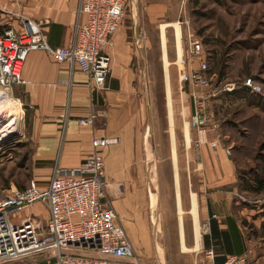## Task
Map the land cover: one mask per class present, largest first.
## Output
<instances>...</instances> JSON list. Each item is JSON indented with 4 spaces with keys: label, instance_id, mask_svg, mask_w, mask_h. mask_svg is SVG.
<instances>
[{
    "label": "rangeland",
    "instance_id": "rangeland-1",
    "mask_svg": "<svg viewBox=\"0 0 264 264\" xmlns=\"http://www.w3.org/2000/svg\"><path fill=\"white\" fill-rule=\"evenodd\" d=\"M4 2L0 1V8ZM151 3L161 7L162 13L154 24H145L144 43L141 44L143 61L136 59L134 66L138 75L143 71L142 79L138 78L134 87L140 107L143 99L145 115L135 131L131 162L127 169L117 171V177H106L108 186L104 194L105 200L114 206L117 221L134 252L135 258L127 260L126 264L213 262L206 255L201 230V245L197 251L182 252L179 245L167 91L172 100L174 157L178 190L185 212L182 222L186 246H194L193 222L188 211L192 195L201 184L199 175L205 169L201 152H212L207 143L198 142L197 132L188 125L192 104L190 94L205 97L215 94L216 97L207 99L223 136L219 150L223 145L231 147L229 159L237 165L239 185L249 190L237 199L248 210L257 212L256 217L250 216L252 219H262L259 229L250 223L245 230L246 235L253 237L247 263L264 264V192L256 194L246 185L250 180L248 173L261 175L264 167V149H260L264 143V0H152ZM15 14L27 18L22 12L21 2ZM14 22L19 23V17L6 16L0 11L1 30ZM163 24L167 26L165 44L161 47L160 27ZM174 24L179 27L181 59L186 62L185 69L182 63V69L176 64V35L171 26ZM189 33L202 43V58L208 65L207 74L211 78L210 87L205 91L191 90L180 82L183 72L197 65L196 60L188 61L186 36ZM164 55L169 63L167 76L162 62ZM249 79L262 87V94L250 93L243 87ZM227 86H233L232 92L224 91ZM16 88L7 89L13 100L10 108L16 111L11 119L17 118L18 123L8 137L0 141L1 193L12 187L22 190L31 181H36L32 175L29 112ZM185 125L190 134L188 148L184 141ZM111 189L114 190L112 196L108 195ZM31 213L35 217L44 216L41 206H35Z\"/></svg>",
    "mask_w": 264,
    "mask_h": 264
},
{
    "label": "crops",
    "instance_id": "crops-1",
    "mask_svg": "<svg viewBox=\"0 0 264 264\" xmlns=\"http://www.w3.org/2000/svg\"><path fill=\"white\" fill-rule=\"evenodd\" d=\"M4 1V0H0ZM23 14L30 20L41 24L48 44L53 48H67L74 38V28L83 17L78 15L80 0H19ZM152 0H133L126 10L118 30L114 33L109 46L103 52L111 59V67L105 88L93 87L90 78L76 66L66 62H57L45 52H32L28 55L23 69V85L16 86L17 93L29 112V138L33 145L32 175L43 185L55 169H73L93 155L104 161L106 177H117L118 170L127 169L133 157V138L144 119V102L141 107L136 99L134 82L142 79L138 75L135 60L143 61L141 44L144 43L145 24H154L162 13ZM13 26H17L14 22ZM160 27L161 47L165 44V27ZM174 27L177 43V62L182 69L179 44V27ZM163 58V57H162ZM166 76L169 65L166 56L162 60ZM168 84V81L166 82ZM167 116L169 133L172 139L173 177L175 185L176 215L178 221L179 245L182 252L195 249V226H199L205 238L204 249H212L214 256L221 258L231 255H242L252 250L253 237L246 235L250 223L260 228L261 220L254 210H248L237 199L248 193L241 188L237 165L233 159L220 149L217 155L210 150L201 152L204 170L199 175L201 184L192 195L188 214L192 218L194 246L188 248L185 242L183 211L178 190L176 169L172 100L167 91ZM191 112V109H190ZM94 115L91 125L80 126L78 121ZM148 117V116H147ZM189 133L185 125L184 141L186 147ZM190 136V134H189ZM143 138V133L140 134ZM198 142L206 144L212 134ZM112 196L114 190H108ZM196 196V199H195ZM197 206V218L191 213L192 200ZM197 200V202H196ZM155 203V202H154ZM41 206L44 216L39 218L46 222L48 211L45 206L35 204L12 218L13 222L34 216L31 210ZM258 206H256L257 208ZM114 208V206H113ZM254 213V214H250ZM251 219V220H250ZM155 225V224H154ZM157 232V226H156ZM201 236V234H200ZM121 260L120 264H126ZM13 264V263H7ZM213 264V262H212Z\"/></svg>",
    "mask_w": 264,
    "mask_h": 264
},
{
    "label": "built area",
    "instance_id": "built-area-1",
    "mask_svg": "<svg viewBox=\"0 0 264 264\" xmlns=\"http://www.w3.org/2000/svg\"><path fill=\"white\" fill-rule=\"evenodd\" d=\"M132 2L80 0L78 15L83 21L75 25L71 46L53 48L48 44L41 24L15 14L20 1L5 0L0 11L6 16L19 17V23L6 26L0 33V86L11 89L23 85L24 63L30 53L40 51L57 62L76 66L90 78L93 87L105 88L112 59L103 50L110 45ZM186 37L188 61L196 60L197 65L183 72L180 82L191 90L205 91L210 87L211 78L202 58V43L191 33ZM185 63L182 60L183 69ZM243 87L253 94L263 93L262 87L250 79ZM232 90L233 86L224 89L226 92ZM190 97L188 125L197 132L199 141L206 138V133L212 134L205 143L217 155L223 136L207 99L216 96L191 93ZM94 118L91 115L79 120L78 124L89 126ZM222 150L227 156L231 155L230 146L223 145ZM107 186L104 161L93 155L76 168L55 169L43 185L31 181L22 190L12 187L0 192V264H120L121 260L134 259L117 214L105 200ZM35 204L46 207V222L35 216L13 222L14 216ZM205 252L213 259L212 249ZM248 254L227 256L223 264H248Z\"/></svg>",
    "mask_w": 264,
    "mask_h": 264
},
{
    "label": "bare ground",
    "instance_id": "bare-ground-1",
    "mask_svg": "<svg viewBox=\"0 0 264 264\" xmlns=\"http://www.w3.org/2000/svg\"><path fill=\"white\" fill-rule=\"evenodd\" d=\"M12 102L13 100L10 96L9 91L7 89H3L0 87V141H3L5 138H7L8 134L12 131L11 129L15 128V125L18 123L17 118L14 121H12L11 119L12 116L16 115L15 109L10 108ZM6 123H8V125L3 127L4 124ZM186 134H187V141L189 143L190 136L187 131ZM191 213L194 218H197V206L194 199L192 200ZM195 232H196L195 249L198 250L201 245V236H200V228L199 226H197V224H196Z\"/></svg>",
    "mask_w": 264,
    "mask_h": 264
},
{
    "label": "trees",
    "instance_id": "trees-1",
    "mask_svg": "<svg viewBox=\"0 0 264 264\" xmlns=\"http://www.w3.org/2000/svg\"><path fill=\"white\" fill-rule=\"evenodd\" d=\"M2 32V30L0 29V33ZM260 149H264V143L260 145ZM249 174V182H247V187H249V189H254L253 191L256 194H261L262 192H264V167H263V173H261V175H258L256 173H248ZM252 191V192H253ZM205 238H203L204 240ZM204 244H205V240H204ZM225 261V257H221L218 258L216 256L213 257V264H223Z\"/></svg>",
    "mask_w": 264,
    "mask_h": 264
}]
</instances>
